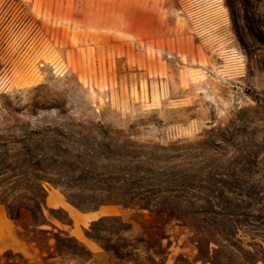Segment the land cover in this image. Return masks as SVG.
I'll list each match as a JSON object with an SVG mask.
<instances>
[{
  "label": "rangeland",
  "instance_id": "rangeland-1",
  "mask_svg": "<svg viewBox=\"0 0 264 264\" xmlns=\"http://www.w3.org/2000/svg\"><path fill=\"white\" fill-rule=\"evenodd\" d=\"M263 236L264 0H0V264H256Z\"/></svg>",
  "mask_w": 264,
  "mask_h": 264
},
{
  "label": "trees",
  "instance_id": "trees-1",
  "mask_svg": "<svg viewBox=\"0 0 264 264\" xmlns=\"http://www.w3.org/2000/svg\"><path fill=\"white\" fill-rule=\"evenodd\" d=\"M174 185H176V189H171L173 192H181L180 190V187L182 185H180V180L178 181H175ZM167 189H161V191L158 190V192H166ZM178 200L180 201V205L182 206L183 203H190V201L188 200L187 196L186 195H181L180 194H176L175 195ZM200 200L202 202H204L205 204H209V205H212V202L211 200L208 198V197H201ZM7 210H8V213L9 215L14 219V220H18L20 218V215L18 213H15L11 207L7 204ZM101 220H104L103 217H101L98 221H101ZM121 223H123L122 220H120ZM222 240L221 242L224 243V246H231V247H235L236 249H244V247L242 245L239 246V243H243L244 245V242L238 238V237H235V235H231V234H223L221 236ZM51 238H55L56 237H51ZM96 239V238H94ZM58 240V238H57ZM253 243L251 242H248V243H245L246 245L248 246H251L253 247V251L255 252V254L257 255L256 258L254 257V260L256 261V264L258 263L259 259L257 257H261V256H264L263 253H264V236H263V241L261 242H257V241H252ZM239 246V248H238ZM251 252V251H250ZM219 264H224L223 262H220L219 261Z\"/></svg>",
  "mask_w": 264,
  "mask_h": 264
},
{
  "label": "bare ground",
  "instance_id": "bare-ground-1",
  "mask_svg": "<svg viewBox=\"0 0 264 264\" xmlns=\"http://www.w3.org/2000/svg\"><path fill=\"white\" fill-rule=\"evenodd\" d=\"M128 20H129V18H128Z\"/></svg>",
  "mask_w": 264,
  "mask_h": 264
}]
</instances>
